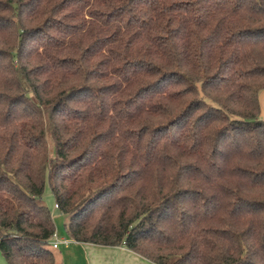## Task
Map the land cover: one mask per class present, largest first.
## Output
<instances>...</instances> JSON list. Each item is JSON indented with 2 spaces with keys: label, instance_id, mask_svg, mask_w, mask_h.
I'll return each mask as SVG.
<instances>
[{
  "label": "trees",
  "instance_id": "trees-1",
  "mask_svg": "<svg viewBox=\"0 0 264 264\" xmlns=\"http://www.w3.org/2000/svg\"><path fill=\"white\" fill-rule=\"evenodd\" d=\"M263 88L264 0H0L8 264H57L47 183L77 242L264 264Z\"/></svg>",
  "mask_w": 264,
  "mask_h": 264
},
{
  "label": "crops",
  "instance_id": "crops-1",
  "mask_svg": "<svg viewBox=\"0 0 264 264\" xmlns=\"http://www.w3.org/2000/svg\"><path fill=\"white\" fill-rule=\"evenodd\" d=\"M73 241V246H60L65 249L64 264H155L125 245L101 246Z\"/></svg>",
  "mask_w": 264,
  "mask_h": 264
},
{
  "label": "rangeland",
  "instance_id": "rangeland-1",
  "mask_svg": "<svg viewBox=\"0 0 264 264\" xmlns=\"http://www.w3.org/2000/svg\"><path fill=\"white\" fill-rule=\"evenodd\" d=\"M259 102L261 107V117L262 119H264V88L261 89L259 92ZM49 149H50V157L52 161L55 159V145L52 138L50 137H49ZM42 197L45 205L48 207L49 211L51 212L54 218L55 226L59 237L69 238L70 243L68 246H73L75 242L70 238L66 229V223L68 222L69 217L55 207V201L52 196L49 183L46 184ZM49 249L53 251L56 257L57 264H64V253H63L65 251L64 247L54 248L51 242ZM0 264H8L6 258L4 257L1 251H0ZM78 264H81V262H79Z\"/></svg>",
  "mask_w": 264,
  "mask_h": 264
},
{
  "label": "built area",
  "instance_id": "built-area-1",
  "mask_svg": "<svg viewBox=\"0 0 264 264\" xmlns=\"http://www.w3.org/2000/svg\"><path fill=\"white\" fill-rule=\"evenodd\" d=\"M55 207L58 208V204H55ZM69 242H70L69 238L59 237L57 232L53 235L52 244H53L54 248H58L61 245H66L67 246L69 244Z\"/></svg>",
  "mask_w": 264,
  "mask_h": 264
}]
</instances>
